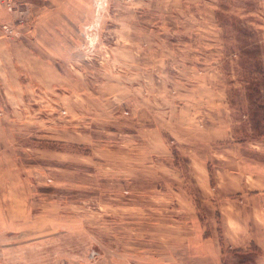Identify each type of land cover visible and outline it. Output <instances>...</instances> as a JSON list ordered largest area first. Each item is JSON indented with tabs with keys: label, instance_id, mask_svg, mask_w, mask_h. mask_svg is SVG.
<instances>
[{
	"label": "rangeland",
	"instance_id": "374dc122",
	"mask_svg": "<svg viewBox=\"0 0 264 264\" xmlns=\"http://www.w3.org/2000/svg\"><path fill=\"white\" fill-rule=\"evenodd\" d=\"M14 1L0 264H264V0Z\"/></svg>",
	"mask_w": 264,
	"mask_h": 264
},
{
	"label": "crops",
	"instance_id": "0c3cea01",
	"mask_svg": "<svg viewBox=\"0 0 264 264\" xmlns=\"http://www.w3.org/2000/svg\"><path fill=\"white\" fill-rule=\"evenodd\" d=\"M3 12L2 11H0V15L2 14ZM263 208H264V205H263ZM232 231H233V228H232ZM256 231H258L257 229H256ZM256 231H254V230H250V238H249V240L251 241V242H253L254 244H256V246H259L261 249H263L264 250V237H262V238H260V236H258V234H257V232ZM234 233V232H233ZM236 237H237V235H235ZM238 238V237H237ZM239 245V244H238Z\"/></svg>",
	"mask_w": 264,
	"mask_h": 264
},
{
	"label": "built area",
	"instance_id": "2783aa9c",
	"mask_svg": "<svg viewBox=\"0 0 264 264\" xmlns=\"http://www.w3.org/2000/svg\"><path fill=\"white\" fill-rule=\"evenodd\" d=\"M15 6V1L14 0H0V9L5 10V11H11ZM5 29L6 26H4Z\"/></svg>",
	"mask_w": 264,
	"mask_h": 264
},
{
	"label": "trees",
	"instance_id": "16d2710c",
	"mask_svg": "<svg viewBox=\"0 0 264 264\" xmlns=\"http://www.w3.org/2000/svg\"><path fill=\"white\" fill-rule=\"evenodd\" d=\"M258 92V91H257ZM261 109V107H259ZM253 260V259H252Z\"/></svg>",
	"mask_w": 264,
	"mask_h": 264
}]
</instances>
